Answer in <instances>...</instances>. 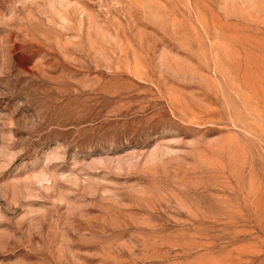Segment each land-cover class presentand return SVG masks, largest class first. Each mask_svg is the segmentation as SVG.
Wrapping results in <instances>:
<instances>
[{"label": "rangeland", "instance_id": "1", "mask_svg": "<svg viewBox=\"0 0 264 264\" xmlns=\"http://www.w3.org/2000/svg\"><path fill=\"white\" fill-rule=\"evenodd\" d=\"M0 264H264V0H0Z\"/></svg>", "mask_w": 264, "mask_h": 264}, {"label": "bare ground", "instance_id": "2", "mask_svg": "<svg viewBox=\"0 0 264 264\" xmlns=\"http://www.w3.org/2000/svg\"><path fill=\"white\" fill-rule=\"evenodd\" d=\"M240 86V85H239ZM243 93V92H242Z\"/></svg>", "mask_w": 264, "mask_h": 264}]
</instances>
